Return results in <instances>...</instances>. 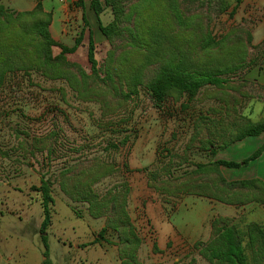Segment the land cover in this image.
I'll return each instance as SVG.
<instances>
[{
    "label": "rangeland",
    "instance_id": "rangeland-1",
    "mask_svg": "<svg viewBox=\"0 0 264 264\" xmlns=\"http://www.w3.org/2000/svg\"><path fill=\"white\" fill-rule=\"evenodd\" d=\"M176 1L191 23L187 40L194 46L195 59L201 40L208 34L213 40L215 46L197 61L202 59L212 71H226L222 87H204L195 98L169 100L160 109L144 87L138 96L124 99L100 80L93 84L94 93L82 98L66 82L46 81L36 73L12 75L0 89V264L16 256L13 248L6 252L1 246L7 236L21 246L43 247L44 217L37 191L43 180L50 182L54 199L46 230L51 264H122L117 234L108 230L100 238L108 224V209H99L95 217L89 203L62 191L61 174L69 169L70 177L76 173L82 177L81 191H91L100 202L128 185L127 211L142 241L137 252L141 264H213L201 249L213 237L215 220L245 230L246 223L259 219L252 211L240 212L238 205L244 199L236 189L227 190L218 174L196 171L226 156L220 146H233L245 125L264 120V0L263 4L243 0L240 5L236 0ZM25 3L4 4L16 10ZM122 3L125 13L145 6L144 0ZM163 5L168 10V3ZM154 8L146 5L145 14H154ZM102 18L105 26L112 23L111 9ZM134 26L135 20L122 23ZM83 34L80 31L76 40ZM126 35L113 45L102 34L96 38L101 66L109 63L111 49L119 55L128 48ZM88 46L87 34L67 58L90 75ZM59 53L55 47L53 54ZM154 69L147 71L146 79ZM125 140L119 150L112 148ZM208 141L214 143L216 157ZM103 167L113 169L111 174L94 181L91 173ZM227 171L237 173L220 168L224 177ZM69 183L73 193L75 183ZM226 205L237 207L229 212L223 208Z\"/></svg>",
    "mask_w": 264,
    "mask_h": 264
},
{
    "label": "trees",
    "instance_id": "trees-1",
    "mask_svg": "<svg viewBox=\"0 0 264 264\" xmlns=\"http://www.w3.org/2000/svg\"><path fill=\"white\" fill-rule=\"evenodd\" d=\"M165 2L168 3V10L163 5ZM242 2L243 0H236L237 5ZM144 4L155 6L154 14L146 15L145 6H136L129 13H125L122 0H91V9L98 19L99 32L110 45H113L116 39H123L127 34L126 47L128 48L119 55L116 49H111L109 63L101 66L96 58V41L91 33L87 54L90 75L81 66L71 63L67 58V55L77 52L83 35L76 40L73 48H68L53 39L50 32L53 16L44 10L41 2L29 12H16L0 4V89L7 84L12 75L36 73L46 81L66 82L76 96L82 98L94 93L93 84L100 80L110 87L111 92L124 96V99L138 96L140 88L144 87L154 106L160 109L169 100H179L183 97L193 99L204 87H222L226 81L221 76L226 71H212L204 67L201 59L203 56L201 54L208 53L215 46L210 35L201 40V52L197 57V59L201 57V60L197 61L193 55L194 46L187 40L192 30L191 23L182 14L177 1L144 0ZM106 9H111L114 15V21L107 26L100 20V16ZM145 19L152 21V24L145 26L143 22ZM134 20V27H122V23ZM175 25L178 26L177 33ZM55 47L60 49L59 55L56 56L53 54ZM151 67H155L154 73L146 79V73ZM262 134H264V120L258 123L249 122L242 128L236 141L248 137H259ZM125 143L127 140L113 144L112 148L119 150ZM208 143L209 151L216 157L214 143L212 141ZM228 146L229 144L225 143L220 148ZM263 153L264 144L240 162L215 160L209 166H198L196 172L203 175L218 174L220 182L227 187V190H237L238 197L244 199L241 201L243 205L253 200L252 193L260 187L263 188L264 183L257 180L228 182L220 173V168L247 167ZM112 170L109 167H103L99 173L93 172L91 175H94V181L97 182L110 175ZM70 172L72 170L69 169L61 174L62 191L71 198L75 197L89 203L91 213L95 217L100 215L99 209H108V224L101 231L100 238H103L108 230L115 232L121 245V263L141 264L137 258V252L142 241L136 234L127 211L130 194L128 185L118 187L115 193H109L106 200L100 202L97 197L91 195V191H81L82 177L78 173L70 177ZM70 181H73L76 186L73 193L69 189ZM37 191L41 193L44 217L41 225L42 241L45 247L44 264H51L48 239L44 236L51 225V207L54 204L50 182L43 180ZM223 192L226 191L223 190ZM212 229L211 241L201 249L202 256L208 262L263 264L264 228L262 226L250 223L246 225L245 230H242L237 224L215 220Z\"/></svg>",
    "mask_w": 264,
    "mask_h": 264
},
{
    "label": "crops",
    "instance_id": "crops-1",
    "mask_svg": "<svg viewBox=\"0 0 264 264\" xmlns=\"http://www.w3.org/2000/svg\"><path fill=\"white\" fill-rule=\"evenodd\" d=\"M17 0H3V4L6 2H15ZM26 3L24 6L18 9H12L16 12H29L32 11L39 2L42 3L44 10L51 13L53 16V22L51 25L52 36L56 41L72 47L75 44L78 33L84 31L83 36L92 33L94 40L100 38L98 30V19L93 10L91 9V0H24ZM263 4L262 0H259ZM264 5V4H263ZM100 20L103 23L102 15ZM87 33V34H86ZM263 39L260 41L262 42ZM264 85V83H263ZM264 144V134L259 137H248L242 140H237L233 146L224 147V157L217 160L235 161L240 162L250 155H252L257 149ZM222 148V147H221ZM233 148V149H231ZM232 150V151H229ZM248 151V152H247ZM234 156V157H233ZM235 170L236 172L227 171L228 177L225 175V179L228 182L233 181H249L257 180L264 183V153L255 161L251 162L249 166L240 169H228ZM247 192V191H244ZM253 199L251 202H246L243 205H238L240 212L252 211L253 214L257 215V221L254 223L259 224L264 228V187H260L258 190H254L251 195ZM223 207L224 210L231 211L234 206L226 205ZM237 207V206H236ZM234 207V208H236ZM243 212V213H244ZM249 215V214H248ZM247 225L250 223H246ZM203 225V224H202ZM44 236L48 239V233ZM18 237V236H17ZM12 236L5 237L4 243L1 245L4 251H10L14 249L15 257H8L7 261L4 258V262L11 263L14 260L15 264H44L45 258L43 256L45 247L34 246L33 248L27 246H21L20 241H9ZM42 242V237H40ZM105 256V255H104ZM106 260L107 257L105 256ZM112 264V262H110Z\"/></svg>",
    "mask_w": 264,
    "mask_h": 264
}]
</instances>
